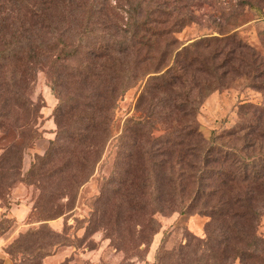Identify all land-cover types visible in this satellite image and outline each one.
I'll return each instance as SVG.
<instances>
[{"label": "trees", "instance_id": "obj_1", "mask_svg": "<svg viewBox=\"0 0 264 264\" xmlns=\"http://www.w3.org/2000/svg\"><path fill=\"white\" fill-rule=\"evenodd\" d=\"M114 1L0 0V133L17 135L19 146L8 153L20 156V169L22 152L40 138L44 103L33 98L39 73L58 101L55 138L20 181L68 179L60 190L70 197L114 140L106 178L112 188L102 198L106 204L119 198L120 205L115 220L101 224L120 252L127 253L131 236L137 256L142 245L150 247L160 230L158 215L201 214L209 221L190 264H264L257 230L264 210V133H250L254 142L240 151L219 143L230 134L204 138L196 119L212 93L196 80L206 73L198 50L208 47L206 41L181 46L174 30L188 24L174 17L167 0ZM221 55L218 68L226 69L231 53L211 57ZM135 88H141L138 114L119 133L117 111ZM165 108L181 114L180 134L156 132L151 118ZM161 253L163 246L154 264H165Z\"/></svg>", "mask_w": 264, "mask_h": 264}, {"label": "rangeland", "instance_id": "obj_2", "mask_svg": "<svg viewBox=\"0 0 264 264\" xmlns=\"http://www.w3.org/2000/svg\"><path fill=\"white\" fill-rule=\"evenodd\" d=\"M109 2L115 4L114 0ZM167 5L175 7L174 17L188 24L174 30L182 47L201 41L208 45L198 49L204 55L206 73L197 75L196 81L212 93L202 102L196 119L202 136L209 139L212 133L230 134L227 142L219 143L242 150L248 141L254 142L250 133H264V126H252L257 120L264 122V0H167ZM119 13L125 17L123 11ZM218 52L231 53L226 69L218 68L223 55L211 57ZM199 67L195 65L193 70ZM140 89L131 90L120 104L116 115L119 133L125 120L138 114ZM33 98L44 103L37 125L40 138L22 152L21 169L20 156L8 153L19 146L17 135L0 133V158L9 154L0 165L4 173L0 176V256L9 264H154L163 246L165 264H190L209 221L201 214L184 218L158 215L160 230L150 247L141 246L139 256L135 254L136 239L127 237V253L123 254L111 241L112 233L103 229L101 223L114 221L120 205L119 198L108 204L102 198L112 188L111 179L106 178L116 156L114 140L106 146L93 176L70 197H61L60 190L68 179H28L35 183L32 185L20 181L55 138L53 113L58 101L44 73L36 76ZM147 104L146 100L140 110ZM157 111L151 118L157 133L182 132L184 120L179 112L169 108ZM244 126L251 128L243 130ZM257 230L264 237V210ZM46 254L51 256L44 258Z\"/></svg>", "mask_w": 264, "mask_h": 264}, {"label": "crops", "instance_id": "obj_3", "mask_svg": "<svg viewBox=\"0 0 264 264\" xmlns=\"http://www.w3.org/2000/svg\"><path fill=\"white\" fill-rule=\"evenodd\" d=\"M1 246L2 245H0V248H1ZM0 262H1V264H7V263L9 264V262H7L6 259L2 256H0Z\"/></svg>", "mask_w": 264, "mask_h": 264}]
</instances>
